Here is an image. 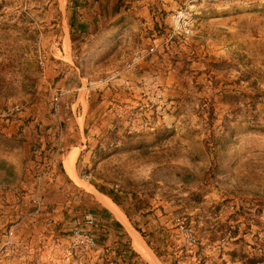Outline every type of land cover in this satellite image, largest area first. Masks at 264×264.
Instances as JSON below:
<instances>
[{"label": "rangeland", "instance_id": "374dc122", "mask_svg": "<svg viewBox=\"0 0 264 264\" xmlns=\"http://www.w3.org/2000/svg\"><path fill=\"white\" fill-rule=\"evenodd\" d=\"M156 1L0 0V129L33 153L0 264H151L129 225L161 264H264V0H178L160 26Z\"/></svg>", "mask_w": 264, "mask_h": 264}, {"label": "crops", "instance_id": "0c3cea01", "mask_svg": "<svg viewBox=\"0 0 264 264\" xmlns=\"http://www.w3.org/2000/svg\"><path fill=\"white\" fill-rule=\"evenodd\" d=\"M162 1L163 2H159V0H157L155 2L159 10L156 16H155V13H153V15L155 16V17L153 16V19L155 23L156 22L158 23L157 25L159 26L161 25V23H159L160 19L162 20L164 25H167V23L172 21L173 13H169V12L175 11L176 5L178 4L177 2L178 0H162ZM179 1H182V0H179ZM162 9L167 12L164 13ZM23 126H24V129H21ZM27 129L28 128L26 127L25 122L21 120L11 123V125L5 129H0V205L4 203L5 201H15V199L11 195L12 193L10 192L15 189L16 183H19L21 187L23 188H25L26 184H31L30 180H31L32 158H33V153L31 150L32 139H31V134H28L26 132ZM22 130L24 132H20ZM72 153L73 151L69 154L65 162V165L61 168V173L65 175L66 178L70 181H74L73 179H75L76 181H79L76 175L75 165H74V170H75L76 177L73 176V173H72V169L70 165V159H71ZM76 159H77V156H76ZM75 163H76V160H75ZM17 170H19L20 172V178L18 179L16 178ZM100 194H98V197L101 202ZM101 207L102 208L100 210H102L103 213L104 211H106L107 214L105 215L107 217L112 216L111 213L115 214V212H113L106 205L103 204V206ZM124 216L127 220V216L125 214ZM116 217L124 224L122 219H120L117 215ZM129 234L132 236L131 232H129ZM152 254H153V251H152ZM153 257H154L153 261L155 262L150 261L146 257L145 259L149 261L151 264H161V262L157 259V257L154 254H153Z\"/></svg>", "mask_w": 264, "mask_h": 264}, {"label": "bare ground", "instance_id": "6f19581e", "mask_svg": "<svg viewBox=\"0 0 264 264\" xmlns=\"http://www.w3.org/2000/svg\"><path fill=\"white\" fill-rule=\"evenodd\" d=\"M141 59V56L138 55L136 57V60H140ZM134 64H132L131 66L129 67H132ZM157 97H161L160 95H158ZM76 156H77V151H73V153L71 154V159H70V165H71V169H72V173H73V176L76 177L75 175V170H74V165H75V160H76ZM70 169V171H71ZM72 175V174H71ZM92 189L97 192L98 194H100L93 186H91ZM101 197V202L106 205L107 207H109L113 212H115V214L119 217V218H123L125 219L124 217V214L120 211V209L118 208V206L112 202V200H110V198L100 194ZM133 237H134V246L135 248L142 254L144 255L147 259H149L150 261H153L154 260V257H153V254L152 252L148 249V247L146 246V244L140 239L138 238V235L137 233H135V231L131 228V226L129 225L128 226ZM135 233V234H134ZM80 242L83 244L85 242H87L86 238H81ZM92 243H94L92 241Z\"/></svg>", "mask_w": 264, "mask_h": 264}, {"label": "trees", "instance_id": "16d2710c", "mask_svg": "<svg viewBox=\"0 0 264 264\" xmlns=\"http://www.w3.org/2000/svg\"><path fill=\"white\" fill-rule=\"evenodd\" d=\"M96 187H97V189L99 191H101L102 193H104L107 196H109L111 198V200L124 212V214L128 218V216L130 215V213L127 210H125V208L123 207L121 199L117 196L118 194L115 195L113 192H111V191H109V190H107L105 188H101L100 186H96ZM104 213L107 214L106 211H104ZM109 217L111 218V216H109Z\"/></svg>", "mask_w": 264, "mask_h": 264}]
</instances>
